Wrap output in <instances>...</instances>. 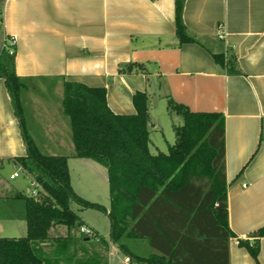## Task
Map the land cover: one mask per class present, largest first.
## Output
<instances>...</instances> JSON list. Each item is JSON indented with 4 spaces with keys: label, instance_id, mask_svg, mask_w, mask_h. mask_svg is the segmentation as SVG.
Wrapping results in <instances>:
<instances>
[{
    "label": "crops",
    "instance_id": "0c3cea01",
    "mask_svg": "<svg viewBox=\"0 0 264 264\" xmlns=\"http://www.w3.org/2000/svg\"><path fill=\"white\" fill-rule=\"evenodd\" d=\"M174 13L175 0H0V49L4 39H14V72L26 82L22 95L33 83L74 82L105 89L107 106L115 115H134L132 98L144 93L153 155L167 154L175 141V136L172 144L165 140L163 120L170 119L172 130L182 124L181 117L169 113L168 100L191 112L220 113L227 225L235 235L228 245L229 264H256L237 240L258 241V262L264 264V236H255L264 229V0H184L183 24L195 43H179ZM213 54L235 59L240 74H227ZM33 111L30 137L40 153L68 157L74 192L81 198L97 195V178L94 185L81 184V174L96 172L108 190L105 168L100 171L97 162L73 156L69 126L50 121L48 110L37 105ZM25 155L0 78V194L11 193L0 195V238L27 234L24 201L12 198L17 192L26 195L22 179H31L14 162ZM14 173L18 177L9 179ZM125 238L126 233L121 241ZM103 239V264H133ZM126 241L139 257L159 256L145 240Z\"/></svg>",
    "mask_w": 264,
    "mask_h": 264
},
{
    "label": "trees",
    "instance_id": "16d2710c",
    "mask_svg": "<svg viewBox=\"0 0 264 264\" xmlns=\"http://www.w3.org/2000/svg\"><path fill=\"white\" fill-rule=\"evenodd\" d=\"M184 0H175V35L179 43H195L183 24ZM213 60L229 75H239L235 59L213 54ZM0 78L11 100L26 149L14 162L39 186L35 197L22 193L12 198L24 201L27 234L0 238V264H100L84 250L74 260L70 248L79 240L49 238L53 226L68 230L82 226L71 209L96 210L109 220L108 240L133 264H229V241L235 238L227 225V184L224 173V118L220 113H195L183 105L167 102L169 113L182 119L174 126V144L167 154L148 149L146 95L136 93L134 115H115L106 103V91L65 83L62 108L69 119L75 158L97 162L106 169L109 209L78 196L70 183L66 156H47L37 149L24 119L21 95L26 82L14 72L12 54L0 51ZM205 160L208 180L191 172L194 163ZM147 241L159 256L139 257L121 241ZM205 233V237L201 235ZM103 246L107 243L97 236ZM256 237L264 236V229ZM256 264L258 241L237 240ZM43 246L50 249L46 252ZM83 251V248L81 249ZM51 256L55 257L51 260Z\"/></svg>",
    "mask_w": 264,
    "mask_h": 264
},
{
    "label": "rangeland",
    "instance_id": "374dc122",
    "mask_svg": "<svg viewBox=\"0 0 264 264\" xmlns=\"http://www.w3.org/2000/svg\"><path fill=\"white\" fill-rule=\"evenodd\" d=\"M28 91L22 95L21 98V104L24 110V119L28 130H32L31 122L29 121V115L31 114L30 111H33V107L37 105L38 108L42 111L48 110L50 115V121L59 123L60 126H69V119L65 115L64 110L62 108V101L65 97V84L63 82H58L56 80L51 81H43L39 83H33L28 85ZM25 108V109H24ZM163 120V119H162ZM163 124L166 126V134H165V140H167L170 144L174 141V133L172 130V125L170 122V119H164ZM168 127V129H167ZM71 137V136H70ZM165 147L163 148V152H166V146L167 143L164 142L163 144ZM41 153L45 154V151H41ZM97 169L101 171L104 167L100 164H97ZM8 167V170L10 169V166ZM71 172L74 175L73 167L71 165ZM191 172L195 175H198L202 177L203 179L209 178V170L207 168L205 160H198L196 163H194V166L192 167ZM27 177L29 176L27 173H25ZM29 178H31L29 176ZM97 178V182L95 184L98 187L97 192L87 198H83L91 203H97L102 206L107 207L109 204V198H108V190L103 187V178L96 172L94 176L87 175L85 173L81 174V184L84 187H88L89 185H94V180ZM99 178V179H98ZM101 178V179H100ZM99 180H102L99 181ZM22 186L24 188V191L26 192L27 196H30V193L32 192V187L30 186L27 179H22ZM11 194L7 191H2L0 195L2 196H8ZM71 209L79 216L80 221L83 225L92 228L95 230L99 236H102L105 239H108V233H109V220L103 214L102 212L96 211V210H79V207L75 204L71 205ZM19 234V233H16ZM48 235L51 238L56 237H70L71 239L75 238H85L82 237L79 234V227L75 226L73 228H70L69 230L66 227L60 226L59 229L54 231H49ZM21 236L25 237V235H18L17 237L21 238ZM127 238V237H126ZM126 238L122 241L123 243L127 244ZM46 252H49L50 249L46 246H43ZM83 248V251L81 250ZM107 247L103 246L101 241L91 240L90 244L85 245L82 244L79 240L75 242L74 245L71 246L69 255L73 257L74 260L80 259L82 257H85L84 250L88 252V255L92 258H95L100 264H103V256L105 254V250ZM55 257L51 256V260H53ZM60 264H65L64 261L59 258Z\"/></svg>",
    "mask_w": 264,
    "mask_h": 264
},
{
    "label": "built area",
    "instance_id": "2783aa9c",
    "mask_svg": "<svg viewBox=\"0 0 264 264\" xmlns=\"http://www.w3.org/2000/svg\"><path fill=\"white\" fill-rule=\"evenodd\" d=\"M0 22H1V18H0ZM13 48H14V39L6 38V39H4V41L2 43L0 51L3 50V51H7L9 54H12ZM17 177H18V174L14 173V174L10 175L9 179L13 180L14 178H17ZM29 184L33 189L32 192L30 193V196L35 197L38 193L39 186H38V184H36L34 182L33 179H30ZM79 234L85 238L90 239V240L91 239L96 240V241L98 240L97 237L95 236L94 232L86 226H80L79 227Z\"/></svg>",
    "mask_w": 264,
    "mask_h": 264
},
{
    "label": "water",
    "instance_id": "95a60500",
    "mask_svg": "<svg viewBox=\"0 0 264 264\" xmlns=\"http://www.w3.org/2000/svg\"><path fill=\"white\" fill-rule=\"evenodd\" d=\"M85 240H86V241H89V239H88V238H86Z\"/></svg>",
    "mask_w": 264,
    "mask_h": 264
}]
</instances>
